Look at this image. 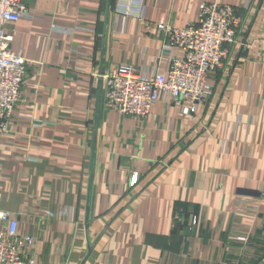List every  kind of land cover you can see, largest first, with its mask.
Instances as JSON below:
<instances>
[{"label":"crops","instance_id":"0c3cea01","mask_svg":"<svg viewBox=\"0 0 264 264\" xmlns=\"http://www.w3.org/2000/svg\"><path fill=\"white\" fill-rule=\"evenodd\" d=\"M21 1L0 210L33 238L22 264H264V0ZM214 1L239 25L205 101L190 112L161 93L143 117L105 105L101 68L165 75L184 52L156 23Z\"/></svg>","mask_w":264,"mask_h":264},{"label":"built area","instance_id":"2783aa9c","mask_svg":"<svg viewBox=\"0 0 264 264\" xmlns=\"http://www.w3.org/2000/svg\"><path fill=\"white\" fill-rule=\"evenodd\" d=\"M27 14L21 0H0V133L8 130L15 104L21 97L26 74V59L10 49L11 35L6 26ZM239 18L230 4L200 2L196 22L183 27L157 22L156 29L169 46L180 47L184 55L171 58L165 75L146 77L131 65H118L102 75L105 105L121 114L147 115L161 93L189 102L186 111L211 94L209 76L223 66L228 49L237 38ZM130 178V185L137 181ZM0 264H22V256L33 242L18 232L17 220L0 210ZM31 264V262H30Z\"/></svg>","mask_w":264,"mask_h":264},{"label":"water","instance_id":"95a60500","mask_svg":"<svg viewBox=\"0 0 264 264\" xmlns=\"http://www.w3.org/2000/svg\"><path fill=\"white\" fill-rule=\"evenodd\" d=\"M104 74V72H103V68H101L100 69V73H99V86H101L102 85V75ZM240 192H242V193H245V194H252V195H254V194H256L257 193V191L256 190H252V189H242V190H240Z\"/></svg>","mask_w":264,"mask_h":264},{"label":"rangeland","instance_id":"374dc122","mask_svg":"<svg viewBox=\"0 0 264 264\" xmlns=\"http://www.w3.org/2000/svg\"><path fill=\"white\" fill-rule=\"evenodd\" d=\"M229 51H230V47H229V49H228V55H229ZM228 55H227V58H228ZM227 58H226V59H227ZM226 59H225V61H226ZM225 61H224V62H225Z\"/></svg>","mask_w":264,"mask_h":264}]
</instances>
